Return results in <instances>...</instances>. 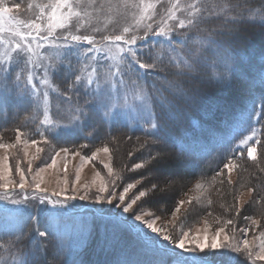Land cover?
Instances as JSON below:
<instances>
[{"label":"snow or ice","instance_id":"6c2138e0","mask_svg":"<svg viewBox=\"0 0 264 264\" xmlns=\"http://www.w3.org/2000/svg\"><path fill=\"white\" fill-rule=\"evenodd\" d=\"M253 2L32 0L26 9L31 17L19 19L16 13L22 5L0 0V118L7 119L11 107L18 125L42 116L39 126L44 129L42 141L30 138L20 126L5 129L14 133V140L0 142L6 153L0 157V203L7 209L0 215L3 264H77L80 253L73 236L79 235L84 247L98 231L107 247L127 234L151 255L152 264H183V253L218 249L243 256L248 264H264V180L259 185L240 183L231 193L232 203L221 204L223 212L216 215L214 201L205 195V185L214 187L225 170L227 184L233 185L231 173L244 168L243 153L233 149L234 138L227 134L230 117L246 116L249 121L252 134L240 141L249 160L258 161L257 146L264 149L253 127L264 124V72L259 76L258 106L253 96L245 110H233L226 93L207 95L209 87L228 89L245 79L249 53L242 32L250 23L264 25V0L249 15ZM105 16L115 17L111 27L101 26ZM120 21L123 25L117 27ZM84 43L89 47L82 48ZM260 59L264 61V53ZM254 87L250 82V93ZM129 95L139 103L129 107ZM129 117L134 124L121 125ZM60 129L106 142L91 155L82 154L87 144L72 150L82 162L95 160L99 153L111 159L109 144L130 143L133 150L127 157L139 156L142 162H133L128 170L144 169L145 175L121 190L116 180L103 179L98 185L93 181L77 187V173L71 188L65 175L49 191L44 186L46 168L33 172L32 161L44 152L39 144L52 145L50 134ZM21 143L25 158L30 148L35 152L27 172L17 160L16 180L7 152L19 151ZM211 151H223L225 162L209 176L201 165ZM61 152L66 160L70 149L61 147L47 168L57 167ZM259 155L264 158V151ZM173 165L200 168L192 187L184 174L160 173ZM104 167L111 176L112 168ZM143 180L150 186L129 195ZM153 195L174 196L170 212H146L143 198ZM204 200L208 207L198 208ZM249 208L254 215L246 214ZM202 213L204 227L195 234L192 229L175 230L177 223ZM208 218L217 225L211 235ZM156 239L166 247L160 248ZM115 264L139 262L122 252Z\"/></svg>","mask_w":264,"mask_h":264},{"label":"rangeland","instance_id":"374dc122","mask_svg":"<svg viewBox=\"0 0 264 264\" xmlns=\"http://www.w3.org/2000/svg\"><path fill=\"white\" fill-rule=\"evenodd\" d=\"M6 2L9 5H12L14 3H20L22 5L21 9L16 13L19 19H28L31 17V13L28 12L27 5L28 3L32 2V0H6ZM115 21V17L112 16H105L102 17L100 20L101 26L107 24L110 27L113 25ZM123 21H120V25H117V27L122 26ZM259 33H264V28L259 30V32H256V35ZM80 34H84L83 31H81ZM142 34V33H141ZM82 48H87L89 45L86 43L81 45ZM53 96L55 95L54 93L52 94ZM139 103V101L135 100V98L132 95H129L128 97V106L132 107L134 104ZM39 119H42V116H39L36 118L37 121ZM256 116L255 113H252V120H255ZM122 123H128L129 125H133L134 121L129 117L127 120H122ZM239 126L236 129V136L239 135L238 143L237 146L239 147V150L243 148H247L246 145H242L240 143L241 140L245 139L247 136L252 134V128H249V121L247 117L241 118V120L238 122ZM258 125L259 124H254L253 127L258 131ZM39 136L41 137V133L44 132L43 127L39 126L37 127ZM71 131V130H70ZM256 138H257V132H256ZM24 137H22L23 141ZM14 140V133L11 135H6L4 136V141L0 142H12ZM37 140L42 141L41 138H37ZM252 142H249L251 144ZM39 147L44 149V152L40 154V159L33 160L32 161V167H33V172L37 171L39 168L44 167L46 168V171L43 173L44 179H45V185L49 187V191H51L53 188L57 187V182L62 181L65 175H67V179L69 181V188H71L73 182L76 180L77 173H79L80 176V182L77 184V187L82 186L83 184H92L93 181H96V184L98 185L100 180L103 179L105 182L111 181V180H116L117 183L121 184V190L123 186H126V183L128 182H135L136 179L140 178L142 175H145V170H135L134 174H137V177H128L126 175H123V173H120V169L123 170L124 166V173L131 167V164H126V160L124 158V161L119 160V155H117V149L110 148L111 152V159L109 158L108 155H105L104 153H99L98 156L96 157L95 160L91 162H82L80 159V156H73L71 154L72 150H80L79 148H71L69 154L67 155V159L65 160V154L63 152L60 153L59 157H56L57 159V167L56 168H47V165L51 163L52 157L56 155V152L59 151L60 148L49 144H45L41 142L39 144ZM103 147V146H100ZM18 148L20 149L19 151L12 149L8 150L7 155L9 156V162L13 167V178L18 180L19 177L15 173V164L17 160L20 161L21 168H23L27 172V167H28V161L31 159V153L35 152V148H30L29 149V156L27 158L24 157L23 154V145H18ZM124 151L127 153L128 151H132V146L128 144H124ZM95 148L92 150L94 151ZM85 152L83 151L82 154L84 155H91V152ZM6 153L4 150L0 149V157L4 156ZM127 157V155H126ZM134 159V158H132ZM65 163H67V169L65 170ZM105 164H108L113 172L112 175L109 176L107 168L104 167ZM122 166V168H121ZM180 166L173 165L169 166L166 168H163L160 170V173L162 175H176L180 174V171H177L176 168ZM144 171V172H143ZM239 168L235 169L231 173V179L233 180V185H228L227 184V173L225 170V177H220L217 179V185L214 187H209L207 184L205 185V188L208 189L207 192H205V195L208 196L210 199L214 201L213 204V209L214 215L222 213L223 209L220 207L221 204H230L232 203V191L234 189H239V184L240 183H245V182H250V176H246L244 173L243 175L240 174ZM100 173V177L96 176V173ZM128 173V172H126ZM129 174V173H128ZM119 177V179H117ZM28 179L31 180L32 176L31 174L28 175ZM223 179L224 183L221 184L220 180ZM195 182L191 183L188 185V187H192ZM60 186H63L62 183ZM150 186L148 180H143L141 185L137 186V189H133L130 191L129 195H132L133 193H138V190H144V188ZM92 191H95V187L92 188ZM227 194L226 195H224ZM71 194V193H69ZM191 195V193H189ZM155 196V195H153ZM163 196H168V195H159V197ZM182 196V193L177 194V198ZM226 196V197H225ZM147 200V203L144 206V210L148 213L156 212V214H160L161 212L168 213L170 212L171 208L173 205H171L170 209H167L165 206H163L162 200L157 201V204H154L151 201V198H143ZM174 201V200H173ZM228 201V202H227ZM5 205L0 203V215H3L4 211H7L5 209ZM9 209L11 208L10 205L7 206ZM87 206L81 207L80 211H85V208ZM184 207H187L185 205ZM198 208H207V200H204L200 205H197ZM159 209V211H158ZM183 211V209H182ZM30 214V213H26ZM248 215H254L255 213L253 212L252 209H249L248 212L246 213ZM205 218H206V213H202L200 216H190L186 220H182L181 222L177 223L175 225V230L177 232L181 231H188L189 229H192V233L195 234L197 229H202L204 227L205 223ZM209 222V235L212 234V232L215 231V228L217 225L212 222V218H208ZM158 224L160 221L157 222ZM243 226V224H241ZM251 237V233H249V238ZM72 242L76 245L75 250L78 251L80 250V237L79 235H74L72 238ZM178 251V250H177ZM4 259H6V256L0 255V264H3ZM182 259H183V264H211L208 260H212L213 264H248L246 261V258L243 256H239L237 254H233L231 252H228L225 249H218V250H205L204 252H193V253H183L182 254Z\"/></svg>","mask_w":264,"mask_h":264},{"label":"trees","instance_id":"16d2710c","mask_svg":"<svg viewBox=\"0 0 264 264\" xmlns=\"http://www.w3.org/2000/svg\"><path fill=\"white\" fill-rule=\"evenodd\" d=\"M260 7L261 0H254L252 5V11L249 13V15H252ZM263 28L264 25H261L259 23H250L245 27L244 31L242 32V38L246 50L249 53V60L243 66L245 79L235 81L233 85L228 89H218L216 87H209V89L207 90V95L209 97L219 96L223 92L226 93L229 98L231 108L233 110H245L248 107L249 102L253 98V96L257 97V106L259 105L258 97L261 92L259 76L262 72H264V61H261L260 59L261 53H264V33H259L258 35H256V32H259V30ZM209 71H211V69ZM253 81L255 82V87L250 93L249 83ZM8 111L9 115L7 119L0 118V132H3L4 136L8 134H13V132L11 131L5 132V129H12L13 127L20 126L30 138H41L37 130L39 121L35 119V121H25L23 124L18 125L17 120L12 115L11 107H9ZM230 118L231 126L229 129H227V134L230 136V138H234L233 149L236 150L237 148L239 149V147L237 146L239 135L236 136L235 131L238 128V122L241 120L242 117L237 115L235 117ZM121 125H123V123H121ZM50 139L54 141L53 145L58 148H79L80 144H87L88 147L83 150L85 152H90L96 147L104 146V143H106L102 142L101 139L85 140L83 137L74 133L73 131L64 129H60L57 132L51 133ZM257 139H260L262 142H264V124L258 125ZM108 146L112 149H115V151L117 149V155H119V160L124 161L125 158L126 164H132L133 162H142V158L139 156L132 157L134 159L126 157V153L123 148L124 144L122 143L114 142L112 144H109ZM240 151L243 153L242 162L244 168H239L238 172L242 175L244 173L246 176H250L249 183L259 185L260 181L264 180V171H261V169L264 168V163L260 162L264 158L260 157L259 153L261 151H264V149H261L259 146H257V162H253L248 159L247 148H243ZM223 162H225L223 151H220L219 153L217 151H211L209 154L203 157V163L201 165V168L207 171L209 176H212L214 175L213 170L217 168H222ZM179 166L180 167L176 168V170L180 171V174L186 175L190 180H192V183L195 182V179L198 178L200 168H195L192 165ZM118 168L121 171L120 173H123V175H126L128 177L130 176L131 178L137 177V174H134V171H129L128 169L124 173V166L123 170L120 169V167ZM244 169L247 170L245 171ZM126 172H128L129 174ZM217 183L218 182L216 181L215 186L217 185ZM224 195L227 196V194L225 193ZM159 200H162L163 206L166 205V208L170 209L174 200V196L168 195L160 198L159 195H155L151 197V201L154 204H157V201ZM77 252L80 253L77 264H115V260L121 256L122 252L128 255L131 260L138 261L139 264H152L151 255L144 253L127 234L119 237L118 243L115 246L107 247L104 244V238L101 232L98 231L97 233L93 234L90 238H88L86 246H84Z\"/></svg>","mask_w":264,"mask_h":264}]
</instances>
